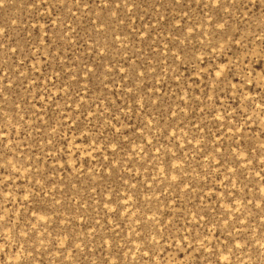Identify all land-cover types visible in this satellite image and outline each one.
Returning <instances> with one entry per match:
<instances>
[{
	"label": "rangeland",
	"instance_id": "rangeland-1",
	"mask_svg": "<svg viewBox=\"0 0 264 264\" xmlns=\"http://www.w3.org/2000/svg\"><path fill=\"white\" fill-rule=\"evenodd\" d=\"M0 264H264V0H5Z\"/></svg>",
	"mask_w": 264,
	"mask_h": 264
},
{
	"label": "snow or ice",
	"instance_id": "snow-or-ice-1",
	"mask_svg": "<svg viewBox=\"0 0 264 264\" xmlns=\"http://www.w3.org/2000/svg\"><path fill=\"white\" fill-rule=\"evenodd\" d=\"M5 0H0V7L3 6ZM215 2L218 4L219 3V0H215ZM140 75H143V73H140Z\"/></svg>",
	"mask_w": 264,
	"mask_h": 264
}]
</instances>
